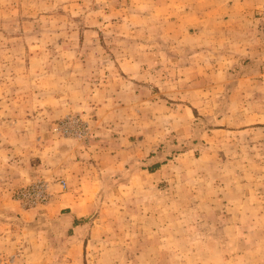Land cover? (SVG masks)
Returning <instances> with one entry per match:
<instances>
[{
	"label": "rangeland",
	"instance_id": "374dc122",
	"mask_svg": "<svg viewBox=\"0 0 264 264\" xmlns=\"http://www.w3.org/2000/svg\"><path fill=\"white\" fill-rule=\"evenodd\" d=\"M6 118L0 264H264V0H0Z\"/></svg>",
	"mask_w": 264,
	"mask_h": 264
},
{
	"label": "crops",
	"instance_id": "0c3cea01",
	"mask_svg": "<svg viewBox=\"0 0 264 264\" xmlns=\"http://www.w3.org/2000/svg\"><path fill=\"white\" fill-rule=\"evenodd\" d=\"M17 109V108H15ZM40 109V108H39ZM3 119H0V133L4 134V140L5 141H8L6 139L7 135H10L11 133H14V135H17V136H20L18 134H22V133H19L17 131V128L13 126V124L15 123L16 125H18V121H14V119H9V118H6V121H2ZM8 120V121H7ZM18 120V119H17ZM2 121V122H1ZM24 127V126H23ZM23 128H20V131L22 130ZM1 134V135H2ZM2 137V136H1ZM44 138L42 137L41 140H43ZM47 141V140H46ZM12 146H17L18 143H11ZM35 147V145H34ZM41 148V147H40ZM3 151H7V150H3ZM22 153L25 154V153H28V151H25V150H22ZM31 155V153H30ZM29 159H31V156L28 157ZM34 169V168H33ZM32 171H35V169ZM31 176V175H30ZM44 252V251H42ZM40 255H41V252H40ZM42 256V255H41Z\"/></svg>",
	"mask_w": 264,
	"mask_h": 264
}]
</instances>
